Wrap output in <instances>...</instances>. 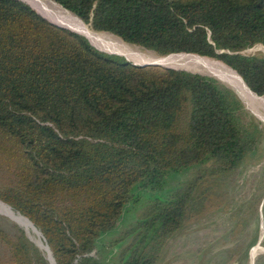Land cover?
Here are the masks:
<instances>
[{
  "label": "trees",
  "instance_id": "1",
  "mask_svg": "<svg viewBox=\"0 0 264 264\" xmlns=\"http://www.w3.org/2000/svg\"><path fill=\"white\" fill-rule=\"evenodd\" d=\"M46 1L159 56L220 60L264 99V58L241 54L264 47V0ZM85 38L0 0V203L33 224L54 264H102L89 253L141 207L115 264H157L161 245L213 206L212 179L236 172L264 132L219 80L136 66ZM20 227L0 226V264H50Z\"/></svg>",
  "mask_w": 264,
  "mask_h": 264
},
{
  "label": "rangeland",
  "instance_id": "2",
  "mask_svg": "<svg viewBox=\"0 0 264 264\" xmlns=\"http://www.w3.org/2000/svg\"><path fill=\"white\" fill-rule=\"evenodd\" d=\"M48 19L50 18L48 17ZM96 33L112 36L120 40L110 34ZM120 41L132 49L143 53L145 56L156 59L188 58L217 64L220 61L215 62L217 59L209 57L159 56L151 50L131 46L122 40ZM241 54L246 56L256 55L264 58V47L262 45H255L242 51ZM121 58H125V56ZM220 65L222 64L220 63ZM178 70L204 76H213L201 71ZM228 70L231 71L230 69ZM224 84L234 91V88L226 83ZM257 101L264 102V99ZM243 105L245 106L244 103ZM245 108L247 109L246 106ZM247 110L262 126L264 132V122L259 120L249 109ZM262 111L264 114V105H262ZM196 169L197 167L185 173H170L166 177L167 187H173L177 182L190 179L195 174ZM212 180L215 187L213 206L209 207L199 217L186 223L177 234L161 245L157 264H251L252 252L253 250L255 251L256 247L262 248L256 257L264 254V137L257 151L248 157L236 172ZM142 213L143 209L141 207L128 211L117 223L112 233L104 236L106 245H111L110 242L112 241H114L112 242L114 244L105 249L96 246L88 256L102 264H115L127 245V240L123 242L115 241L123 237L125 232L133 227L135 222L142 217ZM11 224L18 227L21 226L20 228L24 230L31 243L36 244L32 239L33 236L39 240V235L35 229L32 234L31 230L21 223L11 221L0 214V226L9 230ZM258 242L259 245H257ZM42 248L43 251H47L45 247L42 246ZM256 257L254 258V262Z\"/></svg>",
  "mask_w": 264,
  "mask_h": 264
},
{
  "label": "bare ground",
  "instance_id": "3",
  "mask_svg": "<svg viewBox=\"0 0 264 264\" xmlns=\"http://www.w3.org/2000/svg\"><path fill=\"white\" fill-rule=\"evenodd\" d=\"M24 1L28 3L30 6H32L35 10H37L44 17L47 18L49 17L50 19L54 20L55 23H59L73 29L74 31L78 32L79 34L83 35L88 40L93 42L95 47L97 48L99 47L100 50L102 49V51H105L108 54L125 56L130 60L140 64L156 63L167 67L195 70L198 72L201 71L213 75L215 78L221 80L222 82L234 88L235 93L239 96V98L245 104L247 109H249L259 120L264 122V114L262 113L263 112L262 105H264V102H258L255 99V97L252 96V93H250L246 89V87L242 84L240 78L234 72L229 71L227 68L223 67L222 65L208 61L204 62V61L188 59V58L163 60V59L147 57L143 53H140L139 51L132 49L131 47L123 44L122 42L114 39L111 36L96 33L91 28L87 27L84 23H82L77 17L65 11L56 3L54 4V2L52 3L46 0H24ZM176 56H182V55H176ZM0 214L10 219L11 221L21 223L27 229L31 230L33 234L34 226L30 222H27L28 221L27 219L26 221L25 219H23L24 217L22 218L20 216H16L12 214L1 203H0ZM32 239L34 243L40 244V241L37 239V237L33 236ZM259 250H260L259 247H256L255 251L253 250L252 261L256 257Z\"/></svg>",
  "mask_w": 264,
  "mask_h": 264
},
{
  "label": "water",
  "instance_id": "4",
  "mask_svg": "<svg viewBox=\"0 0 264 264\" xmlns=\"http://www.w3.org/2000/svg\"><path fill=\"white\" fill-rule=\"evenodd\" d=\"M49 2H51V1H49ZM24 3H26V2H24ZM27 5H29L28 3H26ZM30 6V5H29ZM33 10H35L32 6H30ZM35 12L37 13V14H39L41 17H43L45 20H47L50 24H53V25H55V26H58V27H60V28H65V29H68V30H70V31H72V32H75V33H77V34H79L78 32H76V31H74V30H72V29H70L69 27H66V26H64V25H62V24H59V23H55L54 21H51L50 19H48V18H46V17H44L43 15H41L37 10H35ZM101 33H104V32H101ZM106 34H109V33H106ZM79 35H81V34H79ZM111 35V34H110ZM82 36V35H81ZM84 37V36H83ZM85 38V37H84ZM86 39V38H85ZM87 40V39H86ZM88 41V40H87ZM89 42V41H88ZM90 43V42H89ZM90 45L92 46V44L90 43ZM93 47V46H92ZM95 48V47H94ZM95 49H97V48H95ZM98 51H100V52H103V53H106V52H104V51H102V50H99V49H97ZM107 54V53H106ZM109 55H111V54H109ZM172 55H180V54H172ZM186 55H193V54H186ZM168 56H170V55H168ZM196 56H198V55H196ZM127 62H129V63H132L133 65H136V66H152V67H162V68H167V69H174V70H178V69H176V68H173V67H167V66H163V65H160V64H156V63H154V64H150V63H144V64H138V63H135V62H132V61H130V60H128V59H126V58H124ZM236 72V71H235ZM238 75V74H237ZM239 76V75H238ZM210 77H213V76H210ZM240 77V76H239ZM213 78H215V77H213ZM215 79H217V78H215ZM217 80H219V79H217ZM242 80V79H241ZM220 82H222L221 80H219ZM223 84H224V82H222ZM244 83V82H243ZM245 84V83H244ZM246 86V85H245ZM228 87V86H227ZM247 87V86H246ZM231 89V88H230ZM248 89V88H247ZM249 90V89H248ZM255 95V94H254ZM257 96V95H256ZM2 203V202H1ZM5 205V204H4ZM7 206V205H6ZM10 208V207H9ZM23 217V216H22ZM25 218V217H24ZM26 219V218H25ZM28 220V219H27ZM29 221V220H28ZM30 222V221H29ZM31 223V222H30ZM32 224V223H31ZM33 225V224H32ZM36 229V228H35ZM41 234V233H40ZM41 237H42V235H41ZM43 238V237H42ZM40 249H42L43 250V248H42V246L40 245V244H36ZM46 245V244H45ZM257 245H259V242L257 243ZM46 247H47V251H45V253H46V257H47V260L50 262V264H54V260H53V258L51 257V253H50V250H49V248H48V246L46 245ZM260 250H262V248H260ZM254 263V260L252 261V263L251 264H253Z\"/></svg>",
  "mask_w": 264,
  "mask_h": 264
}]
</instances>
